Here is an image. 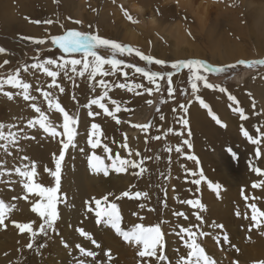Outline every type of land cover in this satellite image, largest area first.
<instances>
[{
    "label": "rangeland",
    "instance_id": "rangeland-1",
    "mask_svg": "<svg viewBox=\"0 0 264 264\" xmlns=\"http://www.w3.org/2000/svg\"><path fill=\"white\" fill-rule=\"evenodd\" d=\"M135 4L141 6L142 13L134 11L132 6ZM125 13L128 15L126 16ZM152 16L157 23L154 29L148 26ZM48 20L53 23H43ZM34 21L41 23L37 24ZM73 21H81V23L77 24ZM172 28L179 31L172 33ZM127 29L138 31L139 35L144 37L142 36L140 42L130 41L125 35ZM66 30L98 34L165 61L163 66L147 64L135 53L131 56L117 57L125 65L132 64L150 71L164 72L165 79L157 81L161 90L155 91V85H150L142 74L135 72L134 67H122V71L116 75L104 77L109 84L139 83L153 88L152 94L144 91L143 88L135 90L140 92V95L126 89H110L109 96L118 101L121 107V111L116 113L121 123L116 124L97 106L93 105L91 109L85 106L91 99L102 94L103 89L96 82L100 77L95 81L89 80L86 74L84 78L74 76L73 80H69L61 73L57 82L64 88V92L60 93L55 88L50 89L48 85L51 83V78L40 70L31 69L30 65L36 63L37 58L41 61L49 58L59 60L64 54L51 44L50 37L61 35ZM177 33L186 38L180 43L179 51L176 49ZM22 37L48 39L49 42L45 45H37ZM0 47L6 50L5 53H0V65H4L0 68V78L7 79L17 69L29 66L28 72L21 71L20 78L32 85L29 93L36 97L35 101H25L22 95L18 94L21 89L12 88L7 84L3 91L10 92L13 98L9 99L3 91H0V123L12 126L11 130L17 133V143L15 146H9L11 155L0 148V165H2L0 173H3L0 176V180L3 181L0 182V199L6 204L15 205L11 212L6 213L4 225H0L2 239L15 233L18 229L16 223H21L19 218L21 214L35 213L32 207L41 199L23 189L21 178L15 174L14 168H23L24 165L35 162L37 175L34 177V182L45 187L54 186V178L45 169H55L53 154L57 156L60 154L62 145L59 140L66 138H52L38 124L28 127L30 119L39 118V114L30 107V104L35 103L57 127V131H63L62 114L55 109L48 110L47 101L42 95V91H47L53 93V97L59 101L65 111L70 115L78 116L76 147L67 150L62 162L58 211L63 204L62 195H67L72 202L73 197H76L72 205H67L68 210H73V213L79 198L82 197L79 211L81 214L88 212L86 202L91 201L93 197L100 199L104 195L111 194L110 202L116 203L121 211V200L128 201V199L122 197L121 200H116V196L128 191L130 193L128 198L134 199L137 192L147 193V197L142 201V197L137 198L138 205L141 206V202L145 210L140 216L142 223L137 224L161 227L164 244H168L174 253L168 257L163 254L170 259V263L167 261L168 264L175 263L176 253L178 258L181 256L178 249L180 242L185 250L184 242L180 241V236L176 235V232L179 225L177 220L182 222L186 220L176 216L175 213L183 212L188 217H193L194 223L189 225L193 226L199 223L194 213L199 212L204 217L205 211L209 216L217 214L225 217L226 225L229 227L221 229L223 235L218 236L220 240L212 241L210 238L213 233L203 230V226H201L202 231L207 232L208 235L197 236L199 238L197 242L202 247L210 242L208 247L218 255L217 264H260L264 261V243L259 240L262 235H252L251 227L254 222L250 219L252 210L248 207L255 204L259 211H264V185L258 188L252 187L254 183L264 180V176H258L250 168L252 165L264 171V137L261 136L264 133V65L247 68L239 64L240 61L264 60V0H183L182 4L177 0H0ZM101 54L108 55L107 52ZM75 58H81V54H75ZM5 60L9 63L4 64ZM187 60H199L213 68H227L229 65H237V67L223 73L202 70V74L208 77V82L216 87L206 88L203 82H198V91L193 93L188 70L175 72L170 67L174 62ZM170 71L175 73L171 85L172 95L168 94L166 79V74ZM124 73H127V77ZM37 75L40 76L39 79ZM220 88L226 91L221 92ZM229 95L235 97V101L230 100ZM197 96L226 127H221L212 119L209 108L201 106L196 99ZM148 100H152L153 103L149 105ZM104 103L114 111L110 101L106 100ZM193 104H196L197 108L193 107ZM180 105L187 106V113L180 108ZM234 109H243L247 119H242L239 112ZM89 111L101 114L89 116ZM161 116L164 119H161ZM181 117L188 120L187 126L179 122ZM93 123L99 124L103 131V136L99 137L101 144L96 149H92L88 143ZM136 124H150L151 127L144 131L133 127ZM242 128L253 138L261 140L259 158L255 155L256 145L251 144L243 136ZM169 129L173 131L169 132ZM257 129H260L259 133ZM5 131L7 132L8 129L6 128ZM176 132L181 134L176 135ZM156 136H160L161 139H155ZM125 137L129 148L141 154L132 158L143 159V167L147 171L133 175V171L139 172V169L129 168L127 172L117 173L109 168L107 176L102 171L94 172L88 163L93 151L105 158L106 164H111V161L106 159L109 153L104 152L105 146L111 149L112 155L119 153L121 157L129 158L128 149L122 147ZM184 140L191 144V148L183 144ZM177 146L182 147L183 154L175 151ZM169 147L172 148L171 152L166 151ZM190 155L198 158L199 164L187 159ZM23 157L27 159H22ZM201 169L205 179L199 185H195L192 180L200 178ZM206 170L212 178L206 176ZM193 172L196 173L195 176L191 175ZM92 181L94 183L101 181L105 184L100 196L88 191L87 185ZM209 182L213 187L220 186L219 195L213 187H209ZM14 187L23 192L20 195L14 194ZM242 189L244 196L249 197L247 201L241 195ZM209 190L214 191L211 198L208 195ZM188 199L199 200L205 205L206 210L200 212L198 207L181 203ZM237 212L240 213L239 216ZM246 216L248 218H245ZM95 218L94 215L93 219ZM40 223H37V226ZM101 224L97 226L100 227ZM121 226L124 227L123 224ZM129 226L134 227V225ZM79 228L78 225L73 228L81 239L78 244L86 250L95 251L97 255H102V259L109 261L105 255L109 250L104 246L103 241L100 243L93 233V238L101 245L100 249L94 250L93 247L86 246L87 239L79 235L77 231ZM105 228L109 226L105 224ZM193 230L201 231L195 228ZM255 230L264 233V225ZM52 233L50 231L46 237L38 233V236L41 235L39 237L49 242L52 240L50 238ZM17 234L20 236L24 233L18 229ZM225 235L228 237L227 241L223 239ZM53 241L58 243L60 241V245L62 242L61 246L64 247L62 239H53ZM124 244L128 245L126 242ZM44 245L42 240L38 241L34 248L29 249L30 254L27 259L36 256ZM76 252L78 258L75 262L78 264L80 260L87 261L91 258L82 256L77 248ZM165 261L164 259L162 262ZM136 264L142 262L138 261Z\"/></svg>",
    "mask_w": 264,
    "mask_h": 264
},
{
    "label": "snow or ice",
    "instance_id": "snow-or-ice-1",
    "mask_svg": "<svg viewBox=\"0 0 264 264\" xmlns=\"http://www.w3.org/2000/svg\"><path fill=\"white\" fill-rule=\"evenodd\" d=\"M127 16L128 14L125 13ZM130 20L132 19L130 16L128 17ZM74 23H81V21H73ZM135 22V21H133ZM34 23H41V21H34ZM43 23L52 24L53 21L48 20ZM63 27V25H61ZM22 39L31 40L33 43L37 45H45L49 41L48 39H38L33 37H22ZM51 44L58 48L62 55L59 60L57 59H45L43 61L37 58V62L30 65L31 69H36L42 71L46 74L47 77L51 78V83L48 85L50 89L55 88L58 89L60 93L64 92V88L57 82V78L63 73V75L69 79L73 80V77L84 78L87 74V78L89 80H96L97 77H100L98 81H96L103 92L96 98H93L89 101L86 107L89 109L92 108L93 105L103 110V114L111 117L116 124H120L121 120L117 117L116 113L121 111V107L118 101L112 99L109 96V90L112 88L126 89L129 92H135L136 95H140V92H136L135 90L143 88L144 91L152 94V87H145L143 84L135 83V84H126V83H116L109 84L104 77H108L110 75H116L117 73L122 71V67L135 68V72L142 74L143 77L147 79L150 85H155V91L159 92L161 90L160 84L157 83L158 80L165 79L164 72H155L150 71L145 67H136L132 64L125 65L121 59H118V56H131L133 53L140 60L145 61L147 64H156V65H165V61L160 59H155L149 55H145L138 49H134L131 46L123 45L119 42L109 40L107 38H103L98 34L94 33H83L77 30H66L61 35H54L50 37ZM5 49L0 47V53H5ZM101 52H107L108 55H102ZM75 54H81V58H75ZM9 61L5 60L4 64H8ZM239 64L244 65L247 68H251L256 65H264V60L260 61H240ZM4 65H0L2 68ZM51 66V67H50ZM105 66H109L106 68ZM171 69L175 70V72H179L183 69H187L190 73L189 81L191 83V89L193 93L198 91V82H203V86L206 88H215L216 86L208 82V77L202 74V70L205 72H215V73H223L228 69H234L237 65H229L227 68L219 67L212 69L209 65L205 64L199 60H187V61H177L170 65ZM55 69V70H53ZM21 71L28 72L29 66H23L22 69H17L14 73L10 74L7 79L0 78V91H3L4 86L7 84L12 88L21 89L18 93L22 95L25 101H35L36 97L34 95H30L29 90L32 88L30 83L24 82L21 78ZM175 73L170 71L166 74L167 84H168V94L172 95L173 89L171 87L173 82V75ZM125 77H127V73H124ZM221 92H225L226 89L220 88ZM3 94L7 96L9 99L13 98V95L10 92L3 91ZM42 95L48 104V110L51 111L55 109L57 112L61 113L63 116V123L61 127L63 128L62 132L57 131V127L48 120V117L45 115V112L41 110L35 103L30 104V107L34 109L36 113L39 114V118L28 121V127H33L35 125H39L44 132L48 133L52 138L64 137L66 139H60L59 143L62 145V151L57 156L53 154V158L55 160V169H45L49 173L51 177L54 178V186L45 187L39 183L34 182V177L37 175L36 172V164L35 162H31L29 165H24L23 168L15 167L14 172L17 174L21 180L23 189L27 190L28 193H34L36 196L40 197V201L35 203L32 207V211L37 213L41 219V223L38 226L37 230H33L31 224L27 223H16V227L20 230L21 233L29 232L31 234L33 242H30L27 247L29 249L33 248V243L37 237V232L42 235H48V233L55 232V224L59 219L58 212V202L60 197L58 196L60 186H61V170H62V162L65 158V153L70 147H76L75 138L77 135L76 126L78 125V116L70 115L65 109L61 106L59 101L53 97L52 92L42 91ZM75 99V97H73ZM230 100L235 101V97L229 95ZM196 99L199 100L201 106L204 108H209L207 104L204 103L202 99L198 96ZM110 101L111 105L114 106V111L110 110L104 101ZM147 103L151 105L153 103L152 100H148ZM238 103V102H237ZM180 108L183 109L185 113H187L188 108L185 105H180ZM126 110V109H125ZM159 111V109H157ZM234 111H238L242 119H247V116L244 115L243 109H234ZM89 116H98L100 112H92L89 111ZM209 115H211L212 119L219 124L221 127H226L219 117L215 115L211 109L209 108ZM161 119H164L161 116ZM180 123L184 126L188 125V120L181 117ZM12 126L5 125L0 123V148H3L5 153L11 155L9 151V146H15L17 143V133L11 130ZM133 127L141 128L144 131H147L151 125H133ZM8 129L6 132L5 129ZM91 133L88 138V143L91 145L92 149H96L100 146L101 141L99 137L103 136V131L99 124L93 123L91 125ZM172 129H169V132H172ZM242 134L247 140L256 145L255 155L257 158L261 155L260 149V139L253 138L249 135V132L245 129H241ZM258 133L260 129L256 130ZM176 135H180L181 133L176 132ZM191 133L189 132V135ZM264 137V133L261 134ZM155 139H161L160 136H156ZM183 144L187 145L191 148V144L184 140ZM122 147L128 149V157L123 158L119 153L115 155L111 154V149L107 146L104 147V152L109 153L106 157L107 160L111 161V164L108 165L105 163V158H102L100 155H97L95 151H93L92 155L88 158V163L90 168L94 172L102 171L104 175L109 174V168L114 170L117 173L127 172L129 168L131 169H139V172L133 171V175H139L147 171L144 165V160H136L132 157H139L141 154L139 152H133L128 144L127 137H125V141L122 144ZM83 151V149H81ZM166 151L171 152L172 148L169 147ZM177 153L183 154L182 147L177 146L175 148ZM231 151V150H229ZM233 156L235 154L233 153ZM22 159H27V157H23ZM187 159L194 160L197 164H199L198 158L194 155L187 156ZM2 167V165H0ZM250 168L253 172H255L258 176H264V171H262L259 167H253L250 165ZM3 173H0L2 176ZM11 175V173H9ZM191 175L195 176L196 173H191ZM205 177L203 176V171H200V178L193 179L192 183L195 185H199ZM0 182H3L0 180ZM264 185V180H261L259 183H254L252 185L253 188H258ZM209 187H213L209 182ZM219 185H215L213 187L214 191H217V195H219ZM104 195L102 198L97 199L93 197L91 201L87 203L88 212H94L96 217V223L100 224L103 221L106 225H108L111 229L115 231V233L122 237L123 240L130 244L137 246L138 256L142 258V264H152V260L156 262L163 261L166 257L162 254V249L164 247V233L161 230L159 225L146 227L143 224H136L131 230H125L122 228V216L120 213V209L116 203L110 202L109 196ZM241 195L247 201L249 197L244 196V191L242 189ZM130 193L125 191L121 194V196H116V200H120L122 197H129ZM147 197V193L137 192L135 193L134 198ZM27 199V197H25ZM94 203V207H93ZM181 203L188 204L192 207H198L200 212L205 211L206 207L199 200H184ZM143 208L144 205L141 204ZM251 208L252 214L250 219L254 222L252 227L256 229H260L262 225H264V220L259 219L264 218V211H259L255 204L248 205ZM15 208L14 204H6L5 201L0 199V225H4L6 213L11 212L12 209ZM237 216L240 215L239 212L236 213ZM178 217H183L185 220H188V216L183 212L175 213ZM196 220L199 221V224L184 227L177 225L178 231L176 235L180 236V239L184 242L185 248L187 249L186 255H181L178 258V264H216L215 260L212 259L206 252L205 249L201 246L200 243L197 242V236H207V232L203 231H194L193 229H199L201 225L204 223L203 217L199 212L194 213ZM245 218H248L247 216ZM218 229H223V225H215ZM251 230V229H250ZM79 235L89 240L96 248H100L101 245L93 238L91 234L86 232L83 228L77 229ZM264 234V233H262ZM225 241L228 240L227 235L223 237ZM67 246V245H65ZM76 248L79 250L80 254L84 257H91L93 261L96 259L97 253L95 251L86 250L80 244L76 245ZM109 262L113 259L111 251H107L105 253ZM150 258V259H144ZM79 264H86L85 260H80ZM260 264H264V261H261Z\"/></svg>",
    "mask_w": 264,
    "mask_h": 264
},
{
    "label": "bare ground",
    "instance_id": "bare-ground-1",
    "mask_svg": "<svg viewBox=\"0 0 264 264\" xmlns=\"http://www.w3.org/2000/svg\"><path fill=\"white\" fill-rule=\"evenodd\" d=\"M177 1L180 4H182L183 2V0H177ZM132 8L137 13L143 12L141 6L137 4L132 6ZM156 24H157L156 19L154 16H152L148 23V26L154 29ZM172 30H173L172 33L179 31V29L175 31V28H172ZM125 35L130 41H137V42H140V39L144 37L143 35L142 37L141 34L139 35L138 31H132V30L129 31V29L125 31ZM177 37L178 38L176 40V46H177L176 49L179 51L180 43L182 41H185L186 38L180 33H177ZM36 77L38 79L40 78L39 75H37ZM41 88H43V86H41ZM33 91L35 90L33 89ZM193 107L197 108L196 104L195 105L193 104ZM206 176H208L209 178H212V176H210L208 171L206 172ZM217 181H219V179ZM104 185L105 184L101 181L97 183H94V181H92L90 184L87 185V189L92 194L94 195L97 194L100 196L101 195L100 191L105 189L103 187ZM22 192L23 191L16 189L14 187V190H13L14 194L20 195ZM208 195L210 198L213 197L214 191L209 190ZM125 199H128V201L120 199L121 200L120 202L121 211L120 212H121L122 221H123L122 224L124 226L123 228H125L126 230H131L132 228L129 225L135 226V224L141 222L140 216H142L145 210L141 206L138 205L137 198L133 199V197H130V198L125 197ZM143 199L145 198L142 197L141 201ZM61 200L63 201V204L61 205L58 211L59 219L56 221V224H55L56 231L53 232L51 234L52 237H50L52 238V240H50L49 242L45 241V239L39 237L41 235L38 236V233H37V237L35 239V242L33 243V248L37 245L38 241H41V240L44 242L45 245L40 248V250L36 253V256L33 255L32 258L27 259L28 255L30 254V251L27 245L30 242H33L31 234L29 232H24V234L19 236L17 234L18 232V229H17L13 235L9 234L7 236H4L3 239L0 236V264H78L75 262L77 261V258H78L77 252H76V245L80 242L81 239L79 236L75 234V231L73 230V228H75L76 225H78V227L80 226V228H84V230L91 235L94 233L97 236V238L100 240V243L103 241L104 246H106V248H108V250H110L111 253H113V259L111 260V262L105 261L104 259H102V255H96L95 261H93L92 258H90L86 261V264H136L138 263V261L142 262V259H139L138 258L139 256L137 255L138 253L137 246L130 245L128 243H127L128 245H125L124 244L125 241L122 240L123 238L121 239L119 236H116L114 234L115 232L113 233V229H111L110 227L105 228V223L103 221L101 222L102 223L101 226L98 227L97 223L94 222L96 221L95 220L96 218L93 219L95 214H92L90 212L79 214V211L82 205L81 202L83 200L82 197L79 198V201L77 203L76 210L74 213H73V210H70V211L68 210L69 208L67 205H72L76 201V197H73V202H72V200L67 195L66 196L62 195ZM140 205H141V202H140ZM19 218H20L21 223L31 224L34 231L38 229L37 223L42 222L37 213L21 214ZM203 219H204V223L201 226H203L202 227L203 230H209L211 231L210 233H213L212 238L209 237L212 241L213 240L215 241V239L220 240L218 236L223 235L222 230L216 228L215 225H223V229L229 228L226 225L227 224L226 218L220 217L217 214H212L209 216V213L205 211ZM177 221L179 222L178 223L179 225L184 226V227H189V225L194 223L193 222L194 218L188 217V220L186 221H183V222L179 220ZM126 223H128L129 225ZM248 226L250 227V225ZM97 227L99 229H97ZM202 228L200 227L199 229H201L202 231ZM253 228L254 227H251L252 235L259 236L261 234L262 236L259 237V240L264 243V235L262 234L263 232L259 230L254 231L255 228L254 229ZM57 236H59V238H56ZM61 237H64V238H61ZM53 239H62L64 241L63 242L64 247L61 246L62 242L60 245V241L59 243L54 242ZM181 243L182 242H180L178 246L179 253L181 255H186L187 249L185 248L184 250V248L181 246ZM208 243L209 244L207 245L206 243V246L204 245L203 248L205 249V252L212 259H214L217 264V260H218L217 252L213 251L210 247H208L210 246V242ZM85 245L89 246L90 248L93 247L94 250L100 249V248H96L93 244L91 245L89 240H85ZM162 254L168 257V256H172L174 253H172V250L170 249L168 244H164V247L162 249ZM175 256L174 258L176 259V261L174 264H178V257L177 256L175 257ZM144 259H149V258H144ZM165 260H166L165 263L162 261H159L160 264H166L167 261L170 263L169 258H166ZM159 262L152 260V264H159Z\"/></svg>",
    "mask_w": 264,
    "mask_h": 264
},
{
    "label": "trees",
    "instance_id": "trees-1",
    "mask_svg": "<svg viewBox=\"0 0 264 264\" xmlns=\"http://www.w3.org/2000/svg\"><path fill=\"white\" fill-rule=\"evenodd\" d=\"M211 67V66H210ZM212 69H215V68H213V67H211Z\"/></svg>",
    "mask_w": 264,
    "mask_h": 264
}]
</instances>
